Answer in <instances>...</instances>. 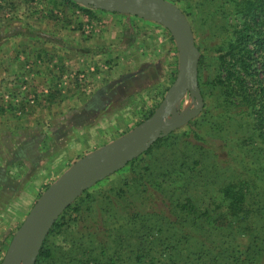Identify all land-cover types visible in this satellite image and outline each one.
I'll list each match as a JSON object with an SVG mask.
<instances>
[{"label": "rangeland", "instance_id": "1", "mask_svg": "<svg viewBox=\"0 0 264 264\" xmlns=\"http://www.w3.org/2000/svg\"><path fill=\"white\" fill-rule=\"evenodd\" d=\"M166 1L186 16L199 50L197 81L203 108L131 165L79 196L66 209L64 232L57 230L48 237L46 248L54 257L43 264H75L72 258H80L81 253L96 257L100 250L104 252L101 259L116 258L128 264L127 257L138 243L130 233L140 227L129 213L138 218L141 212L150 219V213L162 210L173 221L190 209L205 215V232L194 233L189 225H178L177 237L169 239L174 247L170 259L158 244L149 247L156 264H264V141H260L253 115L247 114L245 106L227 105L218 85V70L227 64L230 41L235 40L240 23L235 6L245 0ZM14 3L15 21L2 24L1 20V34L63 30L79 34L84 30L89 39L95 37L93 54H89L103 56L66 76L67 88L81 85L85 89L80 76L88 80L101 75L95 98L82 92L78 101L70 103L53 91L43 98L49 104L43 106L40 87H32L31 93L30 86L11 83L13 93L5 96V108L21 128L0 135L4 146L0 149V263L45 190L75 161L150 118L178 74L175 42L161 25L92 8L86 14L65 0H0L6 13L7 5ZM33 45L41 47L42 43ZM190 105L187 95L180 111ZM31 114L35 116L28 117ZM155 167L158 182L169 179L173 188L164 183L159 193L158 187L145 184L147 169ZM229 184H244L246 213L242 218H233L220 206L221 189ZM175 200L180 205L178 217L172 214ZM104 209L111 210L115 218L104 220L105 224ZM145 221L148 225L149 220ZM182 233L188 238L181 237Z\"/></svg>", "mask_w": 264, "mask_h": 264}, {"label": "water", "instance_id": "2", "mask_svg": "<svg viewBox=\"0 0 264 264\" xmlns=\"http://www.w3.org/2000/svg\"><path fill=\"white\" fill-rule=\"evenodd\" d=\"M82 7L129 15L164 27L178 52V74L150 118L123 137L75 161L36 201L0 264H35L60 215L85 191L125 168L150 147L196 118L203 100L198 87L199 50L183 12L166 0H70ZM191 105L180 111L186 96ZM192 106V107H191Z\"/></svg>", "mask_w": 264, "mask_h": 264}, {"label": "trees", "instance_id": "3", "mask_svg": "<svg viewBox=\"0 0 264 264\" xmlns=\"http://www.w3.org/2000/svg\"><path fill=\"white\" fill-rule=\"evenodd\" d=\"M65 1L80 8L86 14L92 11V9L81 7L70 0ZM235 7L236 13L240 16V23H238L234 31L235 40L230 41L232 45L226 55L229 58H225L228 60L227 64L223 69L218 70L220 76L218 85L223 89V94L225 95L224 102L227 105L245 106L247 114L253 115V121L256 119L255 126L256 131L259 132L260 141H264V0H245L238 3ZM167 137L156 143L165 140ZM136 160H133L127 166ZM147 170L149 173L146 174V179H144L145 184L158 187L157 192L162 193L163 184L169 183V179L165 180L163 177L164 179L159 183L156 178L158 175H155V172H159L158 167L148 168ZM171 183H169V188H173L170 186ZM166 187L168 186L166 185ZM221 194L222 202L220 206L225 207L226 213L233 218H242L246 213L244 207L246 195L244 184H229L221 189ZM119 195L120 193L117 192V198ZM179 206L175 200L172 206V214H175L176 217H178L176 211ZM75 209H79V206L74 207ZM157 212L150 213V219L147 216L144 218L145 214L141 212L138 214V218H136L134 213H129L132 215L130 216L131 219L135 218L134 225H140V227L135 228L130 233L131 238L137 239L138 243L127 257L128 264H156V258L153 253H149V247L152 245L157 246V244L160 246L161 252L165 255L167 254L168 259H170L169 255L174 247L169 242V239L172 240V236L177 237L175 229L178 225L181 228L189 225V228L194 233L201 230L205 232V215H198V210L190 209V211L183 213L181 211L179 218H175L173 221H170L166 215H163L162 210H158ZM66 214L67 210L60 215L53 225L43 243L35 264H43L44 261L46 262V260L54 257V253L46 248L47 239L51 233L57 230H60V232L63 230L64 232L66 224H64L63 220ZM244 217L246 218V216ZM114 219V213L109 209H104L102 223L105 222L104 220L108 222ZM141 219L142 221L138 223V220ZM147 219L149 220L148 225L145 221ZM102 232L103 230H101ZM183 234L185 233H182L180 236L188 238ZM162 238L165 240H161ZM73 247L74 250L78 251L76 244ZM98 254L99 256L94 257L81 253L80 258L74 257L71 261L75 262V264H115V261L118 260L116 258H109L107 261L101 259L104 256L103 250L98 251ZM156 254L158 255V252ZM62 255L65 258V254ZM115 255L117 256L118 254L115 253ZM120 263L118 260V264Z\"/></svg>", "mask_w": 264, "mask_h": 264}, {"label": "crops", "instance_id": "4", "mask_svg": "<svg viewBox=\"0 0 264 264\" xmlns=\"http://www.w3.org/2000/svg\"><path fill=\"white\" fill-rule=\"evenodd\" d=\"M15 4L7 5V13L4 12L3 5H0V22L4 21L2 24L6 21H15V17H13ZM25 8L27 9V7ZM90 37L89 39L85 35L84 30L79 34L78 31L63 30L60 33L49 34L46 32L40 33V35H34L32 31L16 36H7V33L4 35L0 32V135L6 132L12 133L16 128H21L17 127L15 116L5 108V96L8 97L13 93L11 83H16L17 86L24 88L25 85L30 86L31 93L32 87H40L42 101L43 98L47 99L53 91L58 92L57 97L61 99L66 97L65 102L69 100L70 103L78 101L82 92L95 98L94 95L98 94L96 91L100 83L96 90L94 88L101 80V75L94 79H81L80 83L87 86L85 89L81 85H77L73 89L67 88L70 83L66 78L68 71L82 70L88 65L90 59L98 62L102 58V54L100 56L98 54L91 55L95 46V37ZM35 41H40L42 46H34ZM30 42L33 44L28 47ZM12 99L14 98L11 97ZM44 104L48 103L43 101V106ZM64 105L66 104L63 103L62 106ZM54 107L59 109L57 106ZM47 110L50 111V109ZM34 116L31 114L28 117ZM7 125L11 126L10 129ZM25 139L28 138L25 136ZM27 143L28 141H25L22 146ZM1 148L4 146L0 142Z\"/></svg>", "mask_w": 264, "mask_h": 264}, {"label": "built area", "instance_id": "5", "mask_svg": "<svg viewBox=\"0 0 264 264\" xmlns=\"http://www.w3.org/2000/svg\"><path fill=\"white\" fill-rule=\"evenodd\" d=\"M91 71H92V69H91ZM80 78H81V79H84V76H80ZM22 87H23V86H22ZM23 88H24V87H23Z\"/></svg>", "mask_w": 264, "mask_h": 264}]
</instances>
